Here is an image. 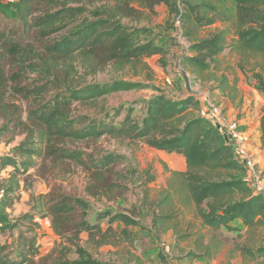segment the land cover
Instances as JSON below:
<instances>
[{
	"label": "trees",
	"instance_id": "trees-1",
	"mask_svg": "<svg viewBox=\"0 0 264 264\" xmlns=\"http://www.w3.org/2000/svg\"><path fill=\"white\" fill-rule=\"evenodd\" d=\"M83 1L21 0L17 9H12L0 0L2 16L18 22L16 35L10 28L0 29V138L7 134L13 138L19 133V102L27 104L36 127L12 155H0V171L11 168L0 182V234L18 230L22 222H33V214L14 219L8 212L19 199L20 178L37 168L38 161L51 155L58 163L83 166L85 153L69 150L66 144L108 137L143 141L155 150L178 154L184 159L185 170H167V185L153 202L150 226L144 225L140 208L102 213L90 223L86 220L89 204L84 200L58 202L40 195L31 210L53 215L52 228L60 238L74 224L77 230L88 233L93 244L113 245L112 229L102 234L99 224L107 218L109 224L140 228L156 239L172 231L185 240L192 224H187L188 231L179 233L178 218L183 210L190 209L199 229L194 233L193 251L187 262L215 258L227 242L220 233L224 230L243 239L233 251L240 254L242 264H264V197L250 189L244 178L247 170L237 161L222 130L202 115L187 116L200 110L192 96L174 100L159 91L146 100V114L140 122L127 109L117 125L107 120L119 116L122 109L109 112L102 106L98 112L102 117L88 119L85 126L77 127L84 119L71 112L73 103L93 105L113 93L140 87L122 80L81 84L84 78L94 77L110 62L123 64L131 57L139 59L159 52L151 43L131 45L132 34L121 24L120 4H106L99 13L98 9L89 11ZM158 1L167 9L164 30L177 32L178 22L181 36L189 43L190 55L183 62L191 74L234 100L236 79L230 83L215 59L229 49L238 56L237 68L252 74L257 90L264 95V80L257 71H264V65L258 64L259 60L264 62V0ZM135 2L144 6L140 0ZM88 14L92 20H88ZM217 23L220 27L209 32ZM205 31L207 34L202 35ZM22 37L33 42L21 41ZM260 131L264 147V109ZM89 162L90 192L110 191L106 176L115 160L89 158ZM77 211L81 215L76 221ZM28 233L19 231L11 243L0 244V264L31 261L33 242ZM66 242L73 248L75 259H67L72 249L63 243L58 264H113L94 259L72 239ZM157 256L161 264H169L161 251Z\"/></svg>",
	"mask_w": 264,
	"mask_h": 264
},
{
	"label": "rangeland",
	"instance_id": "rangeland-1",
	"mask_svg": "<svg viewBox=\"0 0 264 264\" xmlns=\"http://www.w3.org/2000/svg\"><path fill=\"white\" fill-rule=\"evenodd\" d=\"M1 1L12 9H17L21 0ZM140 1L144 6L135 0L83 1L82 4L86 5L89 11L98 9L99 13L106 4L113 6L120 4L121 24L132 34L131 45L138 47L151 43L158 47L159 52L139 59L131 57L123 64L110 62L94 77L84 78L81 84H105L122 80L137 83L140 87L113 93L93 105L73 103L71 112L84 119L77 124V127L85 126L89 122L88 119L102 117L98 113L102 106L109 112L113 109H122L119 116L108 119L107 123L117 125L127 109H131L132 117L140 122L146 114V100L157 95L159 91L174 100L192 96L199 103L200 110L189 112L187 116H201L203 112L204 117L222 131H225L229 125H235L241 131L245 123L253 124L258 120L261 121L264 95L257 90V82L252 74L243 73L237 68L238 56L232 50L227 49L215 59L219 63L220 72L227 74L230 83L236 79L237 91L234 100L215 90L212 83L202 82L187 70L183 59L190 55L189 43L181 36L178 22L175 24L177 32L164 30V23L168 17L164 4L158 0ZM87 17L88 20L93 19L91 14ZM215 27H220V24L217 23L208 29L209 32ZM4 28L12 29L13 34L16 35L18 22L4 18L0 13V29ZM26 39L28 43L33 42L31 38L26 37L20 40ZM258 64L264 65V62L259 60ZM252 65L254 64L248 67ZM257 71L264 80V71ZM18 106L21 129L13 138L8 134L0 138V155H12L26 135L36 128L29 117L27 104L19 102ZM1 123L0 119V125ZM66 147L69 150L85 153L84 165L58 163L51 155H48L47 159L38 161L37 168L20 178V190L17 192L19 199L8 212L14 219L23 214H33L35 217L33 222H22L18 230L0 234V244H9L16 239L19 231L29 232L26 236L32 239L33 249L28 264H58L62 244L65 243L70 247L66 239H72L87 250L94 259L113 264H161L157 256L159 251L169 264H242L240 254L233 251L243 239L239 240L235 233L224 230L220 233L227 238V242L215 258L187 262L188 254L193 251L194 233L199 229V224L190 209L183 210L178 218L179 233L188 231L187 224H192L190 236L185 240L175 236L172 231L156 239L140 228H125L117 222L109 224L107 218L102 219L99 224L102 234L112 229L115 234L113 245L93 244L88 233L77 230L74 224L69 226L64 239L60 238L52 228L53 215L31 210L40 195L58 202L75 198L84 200L89 204L86 220L90 223H94L96 216L102 213H126L134 208H140L144 225L150 226L153 202L158 198L159 191L167 185L169 177L167 170H185L182 156L155 150L143 141L131 142L102 137L95 141L67 143ZM89 158L115 160L112 170L106 176L110 191L95 194L90 192L92 171ZM10 171V167L1 169L0 182L8 177ZM80 215V211H77L74 220L77 221ZM71 249V253L66 256L70 260L75 259L73 248Z\"/></svg>",
	"mask_w": 264,
	"mask_h": 264
},
{
	"label": "crops",
	"instance_id": "crops-1",
	"mask_svg": "<svg viewBox=\"0 0 264 264\" xmlns=\"http://www.w3.org/2000/svg\"><path fill=\"white\" fill-rule=\"evenodd\" d=\"M260 125L261 121L258 120L253 124L245 123L240 129L242 136L247 138V156L254 163V171H247L244 176L254 194H262L264 191V147L260 142Z\"/></svg>",
	"mask_w": 264,
	"mask_h": 264
},
{
	"label": "built area",
	"instance_id": "built-area-1",
	"mask_svg": "<svg viewBox=\"0 0 264 264\" xmlns=\"http://www.w3.org/2000/svg\"><path fill=\"white\" fill-rule=\"evenodd\" d=\"M204 117V113L202 112ZM217 126V125H216ZM218 127V126H217ZM227 141L232 145L235 151V157L239 163H241L247 171H254V163L248 158L245 143L247 138L242 136L235 125H229L225 131H222ZM264 197V191L261 194ZM2 191H0V198Z\"/></svg>",
	"mask_w": 264,
	"mask_h": 264
}]
</instances>
